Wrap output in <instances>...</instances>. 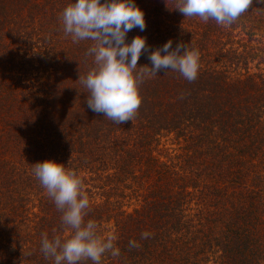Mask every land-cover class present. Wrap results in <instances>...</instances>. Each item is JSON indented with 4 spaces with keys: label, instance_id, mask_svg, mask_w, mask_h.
Listing matches in <instances>:
<instances>
[{
    "label": "trees",
    "instance_id": "obj_1",
    "mask_svg": "<svg viewBox=\"0 0 264 264\" xmlns=\"http://www.w3.org/2000/svg\"><path fill=\"white\" fill-rule=\"evenodd\" d=\"M72 2L0 0V264H54L43 235L71 233L32 173L45 159L77 172L85 221L117 236L120 255L100 264H264V0L228 27L183 17L176 0H134L146 28L126 42L171 39L197 49L200 68L192 82L144 80L123 124L88 108L78 78L92 42L73 43L60 19Z\"/></svg>",
    "mask_w": 264,
    "mask_h": 264
},
{
    "label": "clouds",
    "instance_id": "obj_2",
    "mask_svg": "<svg viewBox=\"0 0 264 264\" xmlns=\"http://www.w3.org/2000/svg\"><path fill=\"white\" fill-rule=\"evenodd\" d=\"M253 0H176L171 9L183 17H199L203 22L214 20L228 27L246 13ZM63 32L73 43L89 40L85 56L93 58V67L79 82L87 92L88 108L102 114L108 120L123 124L132 121L142 102L140 84L161 71L178 72L189 82L196 80L200 68V53L187 45L171 39L162 47L149 50L146 38L136 35L126 42V34L133 28H146L144 12L134 0H74L61 13ZM163 53V54H162ZM142 54H147L151 66H138ZM183 98V97H181ZM32 173L46 189L61 215V223L71 229L69 237L46 234L41 240V252L54 264H80L91 260L100 264L102 257L110 253L120 255L115 246L117 236L98 234L93 220L85 221L90 208L88 197L83 193V180L76 171L52 159L32 164ZM152 234L141 233V239ZM130 248L140 245L129 241Z\"/></svg>",
    "mask_w": 264,
    "mask_h": 264
}]
</instances>
